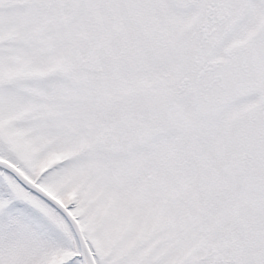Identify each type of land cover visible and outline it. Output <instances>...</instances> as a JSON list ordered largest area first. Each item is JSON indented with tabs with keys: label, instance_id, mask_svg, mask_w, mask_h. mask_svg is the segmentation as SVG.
<instances>
[{
	"label": "snow or ice",
	"instance_id": "obj_1",
	"mask_svg": "<svg viewBox=\"0 0 264 264\" xmlns=\"http://www.w3.org/2000/svg\"><path fill=\"white\" fill-rule=\"evenodd\" d=\"M0 264H264V0H0Z\"/></svg>",
	"mask_w": 264,
	"mask_h": 264
}]
</instances>
